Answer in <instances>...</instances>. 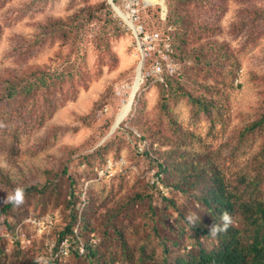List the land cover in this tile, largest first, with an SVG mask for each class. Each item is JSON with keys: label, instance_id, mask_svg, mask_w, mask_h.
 Returning <instances> with one entry per match:
<instances>
[{"label": "rangeland", "instance_id": "rangeland-1", "mask_svg": "<svg viewBox=\"0 0 264 264\" xmlns=\"http://www.w3.org/2000/svg\"><path fill=\"white\" fill-rule=\"evenodd\" d=\"M216 2L215 15L204 14L218 27L214 47L192 28L204 13L197 0L150 7L149 30L171 26L167 16L174 7L188 19L170 30L175 71L142 79L112 132L139 65L142 74L149 65L125 17L110 0H0V208L16 188L29 189L22 203L0 213L12 226L2 225L0 264L46 262V236L26 218L53 213L50 238L56 241L70 220L73 191L80 243L52 264H164L165 254L172 261L198 252L199 241L209 249L217 244L216 236L198 235L186 220L196 212L200 222L213 225L199 201L202 185L187 193L169 188L164 180L176 177L159 174L146 155L174 150L179 161L196 151L233 184L256 171L250 163L264 143V127L246 130L264 113V0ZM179 30L182 43L174 38ZM42 72L60 77L50 88L25 90ZM157 176L159 183L153 182ZM84 217L94 232L79 227ZM85 241L97 248L98 259L75 254Z\"/></svg>", "mask_w": 264, "mask_h": 264}, {"label": "trees", "instance_id": "trees-1", "mask_svg": "<svg viewBox=\"0 0 264 264\" xmlns=\"http://www.w3.org/2000/svg\"><path fill=\"white\" fill-rule=\"evenodd\" d=\"M119 0H115L118 3ZM203 5V14L196 16L194 25L192 28L197 31L200 39H205L211 43V47H214V36L218 34V27L216 23H213L211 19H206L204 14H210L209 16L215 15L217 12L216 9L221 7L216 0H197ZM170 2V1H169ZM218 4V5H217ZM172 3H169V7ZM254 9L256 7H253ZM150 8L144 11L143 17L146 22L145 16ZM258 9V8H257ZM175 10V12H174ZM174 10H171L168 18V23L171 26H179L184 24V21H187V18H184L180 15L177 10V7H174ZM176 12L178 14H176ZM263 12V11H262ZM174 13L176 15H174ZM264 15V13H263ZM198 18V19H197ZM206 19V20H205ZM148 25V24H147ZM185 29V27H184ZM189 29H186L185 32H188ZM184 30L175 31V37L179 38L181 43L184 40ZM221 55L228 56L225 52ZM174 56V53L173 55ZM174 59V57H173ZM150 60H148L149 62ZM59 78L60 75L47 76V73L42 72L36 78L34 82H29L24 86L25 90L31 91L35 85L50 88L52 87V78ZM51 79V80H50ZM170 80L167 81L169 83ZM14 87V85H12ZM16 93V90H11L10 95ZM197 106L202 109L207 107V103L203 101L200 97H190ZM264 127V113L259 119L254 123L250 124L246 130V133H252L256 129ZM143 137L145 135L142 133ZM142 137V139H144ZM165 150L156 149L155 153L157 156H152L149 152H146V155L151 158L158 166L159 174L164 173L166 177L175 176L176 180L168 182L164 180L167 186L171 189L180 190L183 193H187L192 187L202 185L201 194L198 196L199 201L205 205L211 212L212 224L215 222H220V216L224 212H229L233 217V224L230 226L227 231L220 232L216 236L217 244L213 248H207L202 242H198L199 249L198 252H186L184 254L178 255L174 260H169L168 256L164 255V264H264V143L261 150L257 153L253 163H250L252 168H255L254 173L249 172L250 174H241L237 183L233 184L229 182L221 168L213 162L211 159H208L205 162L198 160L196 158L197 152L192 159L185 157V154H182L178 160L174 156V150L171 152H165ZM182 157L185 159L182 161ZM242 186V191L240 189ZM18 188L15 189V191ZM22 193L28 191L29 189H23ZM167 201H170L173 206H176V203L172 198L164 196ZM76 194L75 191L72 192V197L68 200V205L71 206L70 220L65 225V228L61 230L57 236L56 242H61L64 238H69L71 242V251L74 248L73 245L80 243L79 233L75 232V225L79 221V213L76 210ZM14 205L13 202L7 203L5 206L0 208V213H7L9 209ZM241 219L242 226L237 225V220ZM2 225H6L9 229L12 228L11 225L6 221V218L3 221L0 218V238L4 228ZM55 227V226H54ZM79 227L83 231H91V222L88 218L84 217V222L80 223ZM3 228V229H1ZM54 229V228H53ZM195 233L202 236H210V228H208L202 222H198L197 225L193 226ZM16 236L18 237L19 232L16 230ZM15 237V236H13ZM84 248L85 254L93 259H98V250L94 247V244L85 241ZM80 249V248H79ZM80 251H75V254L78 256ZM168 252V249H167ZM83 254V253H81ZM60 258H47L46 262L41 264H52L53 262H58Z\"/></svg>", "mask_w": 264, "mask_h": 264}, {"label": "built area", "instance_id": "built-area-1", "mask_svg": "<svg viewBox=\"0 0 264 264\" xmlns=\"http://www.w3.org/2000/svg\"><path fill=\"white\" fill-rule=\"evenodd\" d=\"M113 5L117 11L123 15L128 22L130 28L134 32L137 43L143 55V60L149 59V65L146 68L142 79L162 78L165 71L173 73L175 71V62L173 59V38L170 30L172 26L166 27L164 30L158 28L149 30L148 25L144 21V11L155 5H163L159 0H119L118 3L113 0ZM164 15V12H163ZM163 17V16H162ZM164 15V19H165ZM141 144H146L142 142ZM145 149V145L141 147ZM160 177L157 176L153 182L159 183ZM26 221L37 228L46 236L47 249L51 258H60L67 256L71 252V242L69 238H64L57 243L52 241L50 234L56 224V216L53 213H47L40 216H30ZM80 253H84V245L80 247Z\"/></svg>", "mask_w": 264, "mask_h": 264}, {"label": "clouds", "instance_id": "clouds-1", "mask_svg": "<svg viewBox=\"0 0 264 264\" xmlns=\"http://www.w3.org/2000/svg\"><path fill=\"white\" fill-rule=\"evenodd\" d=\"M21 189H17L16 193H9L5 203L11 201L14 204H16L17 206L22 203V197H21ZM207 213V212H206ZM186 220L189 224H191L192 226L197 225L198 222L201 220V217L199 215V213L196 212H190L187 217ZM233 224V217L231 216V214L229 212H224L223 214H221L220 216V222L217 223L215 222L211 228H210V234L215 236L220 232H224L227 231V229L232 226Z\"/></svg>", "mask_w": 264, "mask_h": 264}, {"label": "bare ground", "instance_id": "bare-ground-1", "mask_svg": "<svg viewBox=\"0 0 264 264\" xmlns=\"http://www.w3.org/2000/svg\"><path fill=\"white\" fill-rule=\"evenodd\" d=\"M159 1L161 3H163L164 0H159ZM141 81H142V64H140L139 67H138V72H137V76H136V80H135V84H134L133 90L131 92V96H130L128 102L125 103L124 108L117 115L115 123H117V122L120 123L126 117V115L129 113V111H130V109L132 107L133 101H134V95L138 91L137 90L138 89V85H139V82H141Z\"/></svg>", "mask_w": 264, "mask_h": 264}, {"label": "water", "instance_id": "water-1", "mask_svg": "<svg viewBox=\"0 0 264 264\" xmlns=\"http://www.w3.org/2000/svg\"><path fill=\"white\" fill-rule=\"evenodd\" d=\"M110 1H111L112 4L114 3L113 0H110ZM140 84H141V82H139L138 88H139ZM137 90H138V89H137ZM135 96H136V93H135L134 97H135ZM119 124H120L119 122L115 123V125L113 126V129H112V132L115 131V129L118 127Z\"/></svg>", "mask_w": 264, "mask_h": 264}]
</instances>
